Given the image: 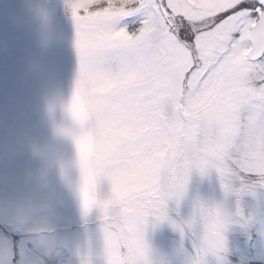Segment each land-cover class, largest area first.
I'll return each instance as SVG.
<instances>
[{
  "label": "snow or ice",
  "instance_id": "snow-or-ice-1",
  "mask_svg": "<svg viewBox=\"0 0 264 264\" xmlns=\"http://www.w3.org/2000/svg\"><path fill=\"white\" fill-rule=\"evenodd\" d=\"M70 10L78 128L61 131L78 151L82 207L100 214L107 264H148L145 225L168 218L194 167L216 168L226 191L264 185V0H74ZM196 211L199 251L219 254L228 218Z\"/></svg>",
  "mask_w": 264,
  "mask_h": 264
},
{
  "label": "rangeland",
  "instance_id": "rangeland-1",
  "mask_svg": "<svg viewBox=\"0 0 264 264\" xmlns=\"http://www.w3.org/2000/svg\"><path fill=\"white\" fill-rule=\"evenodd\" d=\"M73 2L0 0V219L13 224L10 233L0 226V264H107L103 221L95 209L83 210L78 151L61 131L78 128L69 111L80 72ZM52 134H61L67 158L42 190L28 175L47 160ZM240 188L236 182L226 191L216 168L194 167L168 218L145 225L148 264L264 263V185ZM47 191L59 201L51 208ZM198 204L228 218L219 254L199 251ZM243 230L256 234L251 252L235 239Z\"/></svg>",
  "mask_w": 264,
  "mask_h": 264
},
{
  "label": "clouds",
  "instance_id": "clouds-1",
  "mask_svg": "<svg viewBox=\"0 0 264 264\" xmlns=\"http://www.w3.org/2000/svg\"><path fill=\"white\" fill-rule=\"evenodd\" d=\"M62 135L67 136L63 133ZM45 143L48 153L47 160L39 163L35 171L29 172L28 175L29 181L34 182L42 190L50 189L52 173L59 165L64 164L67 158V151L62 142L61 134H52L47 138ZM47 192L48 200L45 204V208H51L59 201L54 191ZM193 235H195V233H193Z\"/></svg>",
  "mask_w": 264,
  "mask_h": 264
},
{
  "label": "trees",
  "instance_id": "trees-1",
  "mask_svg": "<svg viewBox=\"0 0 264 264\" xmlns=\"http://www.w3.org/2000/svg\"><path fill=\"white\" fill-rule=\"evenodd\" d=\"M260 264H264L263 262L261 263V262H259Z\"/></svg>",
  "mask_w": 264,
  "mask_h": 264
}]
</instances>
